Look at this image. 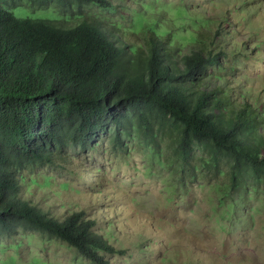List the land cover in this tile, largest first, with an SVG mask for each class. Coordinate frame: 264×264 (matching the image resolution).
<instances>
[{"label":"trees","instance_id":"trees-1","mask_svg":"<svg viewBox=\"0 0 264 264\" xmlns=\"http://www.w3.org/2000/svg\"><path fill=\"white\" fill-rule=\"evenodd\" d=\"M130 1L139 7L0 0V239L39 233L110 264L105 254L117 250L96 221L82 211L52 217L25 196L74 155L128 157L135 145L170 189L211 185L229 218L264 204V112L243 105L244 93L208 86L235 71L220 22L175 45L145 18L151 0ZM16 8L50 13L22 18Z\"/></svg>","mask_w":264,"mask_h":264},{"label":"rangeland","instance_id":"rangeland-1","mask_svg":"<svg viewBox=\"0 0 264 264\" xmlns=\"http://www.w3.org/2000/svg\"><path fill=\"white\" fill-rule=\"evenodd\" d=\"M114 3L139 7L130 0ZM148 6L145 18L169 32L175 45L220 22L223 44L234 53L227 62L235 71L226 70L222 81L208 86L233 90L234 98L244 93L243 105L264 112V0H151ZM14 13L41 18L50 11ZM74 156L66 170L50 171L51 185L35 186L25 198L61 220L82 211L96 221L97 231L118 252L105 254L110 264H264L261 201L240 205L229 218L211 185L170 189L163 176L149 172L145 152L136 145L128 157L101 151ZM252 207L258 209L253 216ZM0 264L94 263L57 238L20 232L0 239Z\"/></svg>","mask_w":264,"mask_h":264}]
</instances>
